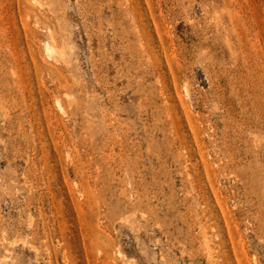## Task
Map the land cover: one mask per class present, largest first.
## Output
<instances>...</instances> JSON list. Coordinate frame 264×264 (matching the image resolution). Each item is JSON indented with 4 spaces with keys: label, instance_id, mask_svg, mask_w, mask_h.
<instances>
[{
    "label": "rangeland",
    "instance_id": "obj_1",
    "mask_svg": "<svg viewBox=\"0 0 264 264\" xmlns=\"http://www.w3.org/2000/svg\"><path fill=\"white\" fill-rule=\"evenodd\" d=\"M0 264H264V0H0Z\"/></svg>",
    "mask_w": 264,
    "mask_h": 264
},
{
    "label": "bare ground",
    "instance_id": "obj_2",
    "mask_svg": "<svg viewBox=\"0 0 264 264\" xmlns=\"http://www.w3.org/2000/svg\"><path fill=\"white\" fill-rule=\"evenodd\" d=\"M48 42V41H47ZM47 50L50 52V53H52L55 49H54V47L51 45V44H47ZM51 55V54H50Z\"/></svg>",
    "mask_w": 264,
    "mask_h": 264
}]
</instances>
